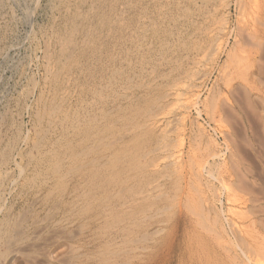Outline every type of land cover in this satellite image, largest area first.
<instances>
[{"label":"rangeland","instance_id":"rangeland-1","mask_svg":"<svg viewBox=\"0 0 264 264\" xmlns=\"http://www.w3.org/2000/svg\"><path fill=\"white\" fill-rule=\"evenodd\" d=\"M221 3L0 0V264L264 256V0H231L225 14ZM223 19L224 51L185 126L183 168L154 170L155 156L143 154L158 134L144 117L166 106L162 94L209 52L208 31ZM70 35L81 48L48 76L46 54L56 57ZM61 91L72 99L51 129L45 112ZM204 163L212 177L195 174ZM16 248L24 260L11 257Z\"/></svg>","mask_w":264,"mask_h":264},{"label":"bare ground","instance_id":"bare-ground-1","mask_svg":"<svg viewBox=\"0 0 264 264\" xmlns=\"http://www.w3.org/2000/svg\"><path fill=\"white\" fill-rule=\"evenodd\" d=\"M13 1V0H12ZM18 1V0H17ZM38 1V0H36ZM220 1V0H219ZM249 1V0H248ZM86 2V1H85ZM84 2V3H85ZM128 2V1H127ZM223 3H221V8H222V12L223 14H225L226 12L229 11V8L231 6V0H222ZM82 3V2H81ZM193 3V2H192ZM252 3V2H251ZM256 3V2H255ZM254 6L258 4H255ZM36 4V3H35ZM124 4V3H123ZM132 4V3H131ZM130 4V5H131ZM218 4V3H217ZM242 4V3H241ZM240 4V5H241ZM92 5V4H91ZM94 5V4H93ZM111 6V5H110ZM195 6V5H194ZM204 7V6H203ZM218 7V6H217ZM257 7V6H256ZM259 7V5H258ZM1 8V7H0ZM3 8V7H2ZM36 8V7H35ZM101 8V7H100ZM132 8V7H131ZM214 8V7H213ZM251 8V6H250ZM78 9V8H77ZM203 9V8H202ZM219 9V8H218ZM257 8H255L256 10ZM260 8H258L257 10L259 11ZM34 10V9H33ZM72 10V9H71ZM83 10V9H82ZM89 10V9H88ZM97 10V9H96ZM214 10H217L216 8H214ZM112 11V10H111ZM252 11V9H251ZM257 11V12H258ZM116 12V11H115ZM204 12V11H203ZM119 13V12H118ZM185 13V12H184ZM253 14L255 13L254 10L252 12ZM79 14V13H77ZM201 14V13H200ZM209 14V13H208ZM92 15V14H91ZM124 15V13H123ZM80 16V14L77 16L74 14L72 21L70 22V33L76 32L75 30V23H76V19ZM96 16V15H95ZM99 16V15H98ZM120 16V15H119ZM165 16V15H164ZM188 16V15H187ZM224 16V15H222ZM226 16V15H225ZM228 16V15H227ZM82 17V16H81ZM103 17V16H102ZM117 17V16H116ZM80 18V17H79ZM99 18V17H98ZM105 16L101 19L102 20H109L108 17H106V19H104ZM212 18V16H211ZM81 19V18H80ZM85 19V18H84ZM144 19V18H143ZM148 19V18H147ZM146 19V20H147ZM214 19V18H213ZM14 20V19H13ZM90 20V19H89ZM107 20V21H108ZM112 20V19H111ZM211 20V19H210ZM227 20V19H226ZM226 20H221V22H215L212 27L210 28V30L208 31V38L211 43L209 45V52L207 50V53L203 54L204 56L201 57V59L192 62H195L192 66L189 72H186L185 75L183 77H181L180 79H177L178 81H176L175 83H173L172 85H170L166 91L165 94H162L164 97L162 98V100L166 103V106H153V108H149L150 110L147 111L146 116L144 117V121H146L147 126H150L154 131H156V133L158 134L157 140L155 142V144H153L154 146L147 151L145 154H143V157H147V156H155L154 162L151 165V168L154 170H159L162 168H167V166H171L175 169H179V168H183V160L185 157V152H184V136H185V126L190 118V116L193 114V112H197L198 114H200L199 111V98H200V94H201V89L204 87L205 82L207 81V79L209 78V76L212 74V68L215 62V56L216 54L222 50L224 51L223 47L221 45H223V43L221 42V37L223 35L226 34L227 31V26H226ZM100 21V20H99ZM100 21V22H101ZM220 21V20H219ZM114 22V21H113ZM112 22V23H113ZM210 22V21H209ZM102 23H106V22H101ZM111 24L110 22H107ZM106 23V24H107ZM115 23V22H114ZM196 23V22H195ZM90 24V23H89ZM100 24V25H101ZM109 24V25H110ZM204 24V23H203ZM103 25V24H102ZM108 25V24H107ZM112 25V24H111ZM105 26V25H104ZM106 27V26H105ZM114 27V26H113ZM103 28V27H102ZM110 28V27H109ZM120 28V27H119ZM92 29V28H91ZM94 29V28H93ZM104 29V28H103ZM108 29V28H107ZM78 30V28H77ZM105 30V29H104ZM61 31V30H60ZM66 31V30H65ZM63 31V32H65ZM98 31V30H97ZM73 32V33H74ZM69 33V34H70ZM95 33V32H94ZM179 33V32H178ZM97 34V32H96ZM72 35V33H71ZM71 35L68 38H63V39H59V43L57 41V43L60 45V52L56 57H52V55L50 56V54H46V72L48 74V76H52L55 73V69L56 71L58 70V65L60 66H64L65 63H68V61L74 57L72 54L74 51L77 52L76 50H78L79 48H81V46L79 47L78 45H81L78 43L75 44V42H73V38L71 37ZM74 35V34H73ZM72 35V36H73ZM98 37V36H97ZM59 38V37H58ZM140 38V37H139ZM223 39V38H222ZM58 40V39H57ZM87 40V39H86ZM52 42V41H51ZM96 42V41H95ZM82 43V42H81ZM46 45V44H45ZM50 45V44H49ZM224 46V45H223ZM46 47V46H45ZM48 47V46H47ZM173 47V46H172ZM141 48V47H139ZM164 48V47H163ZM48 49V48H47ZM55 49V48H54ZM200 49V48H199ZM59 50V49H58ZM77 54V53H76ZM222 54V53H221ZM198 57V56H197ZM217 57V56H216ZM200 58V57H199ZM44 59V60H45ZM73 59V58H72ZM164 59V58H163ZM73 61V60H72ZM96 62V61H95ZM159 62V61H158ZM71 63V62H70ZM160 63V62H159ZM168 65V64H167ZM144 66V65H143ZM135 68V67H134ZM140 68V67H138ZM145 69L147 67H144ZM142 68V69H144ZM61 69V68H60ZM59 69V70H60ZM137 69V68H136ZM148 69V68H147ZM152 69V68H151ZM150 69V70H151ZM138 70V69H137ZM142 71V70H141ZM146 71V70H145ZM148 71V70H147ZM153 71V70H152ZM71 73V72H70ZM224 73V72H223ZM67 74V73H66ZM143 74V73H142ZM149 74V73H148ZM69 74H67V81H71L70 77H68ZM141 75V74H140ZM144 75L146 76V72H144ZM150 75H152L150 73ZM71 76V75H69ZM182 76V75H181ZM54 77H57L56 75H54ZM144 76H142L143 78ZM148 77V76H146ZM140 78V77H139ZM145 78V77H144ZM143 78V79H144ZM152 78V77H151ZM150 78V80H151ZM166 78V77H165ZM142 79V80H143ZM154 79H152L153 81ZM161 79L159 80H154V82L158 83L160 82ZM131 81V80H130ZM128 83V81H127ZM131 83V82H130ZM73 84V83H72ZM133 84V83H132ZM122 85V84H121ZM129 85V84H128ZM136 85V84H135ZM65 86V85H64ZM72 86V85H71ZM116 86V85H115ZM118 86V84H117ZM130 86V85H129ZM168 86V84H167ZM131 87V86H130ZM128 87V88H130ZM133 87V86H132ZM131 87V88H132ZM149 87V86H148ZM66 88V87H65ZM111 88V87H110ZM122 88V86H121ZM119 88V89H121ZM128 88L125 89H121L117 91L118 97L125 99L127 97V91L129 90ZM165 88V87H164ZM56 90V89H55ZM117 90V89H116ZM112 92V91H111ZM116 92V91H115ZM114 92V93H115ZM72 93V92H71ZM70 92L68 91H61V93L57 96H55L53 98V100L50 101V107L46 110L45 114L46 116L49 118V125L50 128H57V121H60L63 119L64 116H62V119H59V114L63 111L64 105L70 101L72 99V95ZM114 93L112 92V94L114 95ZM53 94V93H52ZM100 94V93H99ZM107 96V95H106ZM74 97V96H73ZM115 98V97H114ZM120 98V99H121ZM129 99V96L127 97ZM160 99V98H159ZM50 100V99H49ZM48 100V101H49ZM119 101V100H118ZM72 102V101H71ZM95 102V101H94ZM116 102V101H115ZM154 102V101H153ZM46 103V102H45ZM48 103V102H47ZM68 104V103H67ZM159 104V103H157ZM96 105V104H95ZM49 106V105H48ZM98 108V107H97ZM65 110V108H64ZM66 112V110H65ZM97 111H95L96 113ZM63 113V112H62ZM57 118H56V117ZM88 119V116H86ZM90 117V116H89ZM65 119V117H64ZM85 119L84 115L83 118ZM47 121V122H48ZM76 121V120H75ZM74 123H77V121ZM85 121V120H84ZM88 121V120H87ZM143 121V120H142ZM71 122V121H70ZM59 123V122H58ZM145 123V122H144ZM48 124V123H47ZM133 125V124H132ZM50 131V130H49ZM55 131V130H54ZM49 133V132H48ZM51 133V132H50ZM43 137V135H41ZM34 141V140H33ZM24 142V141H23ZM1 143V142H0ZM31 144V143H30ZM35 144V142L33 143ZM14 145V144H13ZM18 145V144H17ZM15 146V145H14ZM11 149V148H10ZM14 151V150H12ZM1 156V155H0ZM2 159V158H1ZM59 159V158H58ZM8 160V159H7ZM58 162V163H57ZM55 163H57V166L61 165H65L67 163H70L71 161L69 159H60L59 161H57ZM205 162V161H204ZM184 163V162H183ZM16 164V163H15ZM26 165V164H25ZM182 165V166H181ZM207 166H209L207 163L205 164H197V166H195L196 168V172L195 174L198 177H204L207 174H209L211 177L213 175H211L210 173H208V168ZM54 168V167H53ZM57 169V168H56ZM59 169V168H58ZM210 169V168H209ZM18 170V169H17ZM55 170V168H54ZM58 173V172H57ZM19 174V173H18ZM65 174V173H64ZM55 176V175H54ZM13 179V178H12ZM155 183V182H154ZM159 189V186L157 184H152L150 185V190L151 191H157ZM3 202V201H2ZM22 225V224H21ZM19 226L20 228H16V230L19 231L20 233L24 232V228L22 226ZM26 229V228H25ZM17 231V233H18ZM24 234V233H23ZM15 237H13L14 239ZM12 240V239H11ZM13 242H17L16 239L13 240ZM60 248H62V245H58V247L54 248V253L56 252V250H59ZM256 248V247H255ZM249 249V248H248ZM253 249V248H252ZM14 250V249H13ZM11 252V257L12 258H18L21 256V259H23L22 257L26 254H22V251L20 249L14 250ZM24 250V249H23ZM250 251V250H249ZM252 253V258L249 256L248 259L250 260L251 264H264V256L260 255L257 253V251L255 252L254 250L251 251ZM249 254V252H248ZM23 255V256H22ZM25 257V256H24ZM24 260V259H23Z\"/></svg>","mask_w":264,"mask_h":264}]
</instances>
